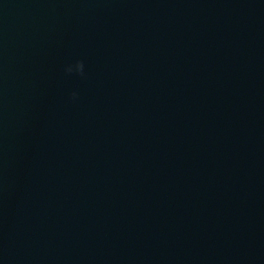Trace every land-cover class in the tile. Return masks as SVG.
Here are the masks:
<instances>
[{
    "label": "water",
    "instance_id": "95a60500",
    "mask_svg": "<svg viewBox=\"0 0 264 264\" xmlns=\"http://www.w3.org/2000/svg\"><path fill=\"white\" fill-rule=\"evenodd\" d=\"M0 264H264V0H0Z\"/></svg>",
    "mask_w": 264,
    "mask_h": 264
}]
</instances>
